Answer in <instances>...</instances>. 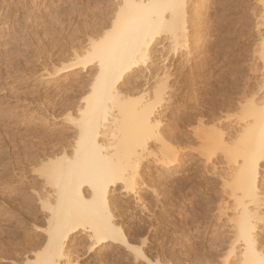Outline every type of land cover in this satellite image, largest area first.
I'll list each match as a JSON object with an SVG mask.
<instances>
[{
	"label": "rangeland",
	"instance_id": "1",
	"mask_svg": "<svg viewBox=\"0 0 264 264\" xmlns=\"http://www.w3.org/2000/svg\"><path fill=\"white\" fill-rule=\"evenodd\" d=\"M114 1L0 0V264H31L45 248L43 203L49 201L41 165L61 142L74 141L71 119L98 66L62 71L77 64L90 41L114 30ZM187 11V43L155 34L148 65L121 84L126 96L149 92L164 141L145 136L135 190L118 186L110 193V212L127 244L95 246L92 234L79 230L64 248L70 264H223L227 258L229 169L224 155L208 163L200 153L215 129L234 138L238 105L260 82V8L257 0H191ZM157 77H167L161 102ZM258 239L264 248L263 231Z\"/></svg>",
	"mask_w": 264,
	"mask_h": 264
},
{
	"label": "bare ground",
	"instance_id": "2",
	"mask_svg": "<svg viewBox=\"0 0 264 264\" xmlns=\"http://www.w3.org/2000/svg\"><path fill=\"white\" fill-rule=\"evenodd\" d=\"M115 1L114 30L105 39L90 41L77 64L62 71L77 66L85 69L94 61L98 66L90 94L81 100L84 105L77 117L71 119L76 127L74 141L67 147L61 142L55 151L58 153H49L50 157L42 162L40 177L44 180L45 198L52 204L43 203L48 212L47 241L31 264H70L64 248L69 237L79 230L90 232L95 246L107 241L127 244L110 212V193L118 186L129 192L135 190L141 153L147 148L145 136L153 135L164 142L156 134L158 108L148 98L149 92L143 89L136 98L126 96L121 84L148 65L160 31L174 43H187L191 0ZM257 3L260 82L252 93L243 95L238 105L234 138L215 129L203 139L205 151L200 153L208 163L217 154L224 155L229 169V180L223 182L228 197L223 212L232 213L229 221L233 240L223 264H264V248L258 239L259 231L264 232V0ZM166 79L156 78L160 102L165 98L161 91L167 88ZM140 253L143 254L138 249Z\"/></svg>",
	"mask_w": 264,
	"mask_h": 264
}]
</instances>
